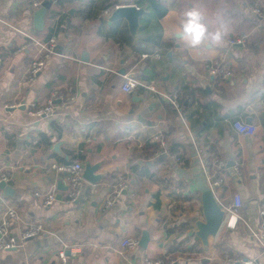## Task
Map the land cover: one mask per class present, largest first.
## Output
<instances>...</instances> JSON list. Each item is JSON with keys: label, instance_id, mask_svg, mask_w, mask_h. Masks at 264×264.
Returning <instances> with one entry per match:
<instances>
[{"label": "crops", "instance_id": "0c3cea01", "mask_svg": "<svg viewBox=\"0 0 264 264\" xmlns=\"http://www.w3.org/2000/svg\"><path fill=\"white\" fill-rule=\"evenodd\" d=\"M161 1L167 14L156 20L144 7L134 37L127 21L110 23L106 11L138 6L137 0H58L43 31L35 28L30 0H0V164L11 173L9 202L48 231L0 251V264H60L59 252L71 249L78 255L69 264H264V19L243 0ZM241 34L249 36L248 45L229 48ZM50 38L57 40L56 52L32 82L34 42ZM215 59L232 71L216 87L204 69ZM131 77L139 85L127 94L122 86ZM183 89L194 98L177 109L173 96ZM54 92L74 100L57 102L51 117L32 116L33 105L45 106ZM240 118L252 119L256 135L235 131ZM160 134L165 147L156 140ZM192 146L212 172L215 161L226 163L216 191L226 218L208 251L195 235L204 217L190 177ZM76 161L84 168L101 163L103 179L87 182L77 204H67L64 192L45 207L36 193H58L59 182L67 185L54 166ZM119 177L128 183L126 194L106 208ZM236 195L243 202L237 212ZM144 231L150 234L147 248L123 256L120 242H139Z\"/></svg>", "mask_w": 264, "mask_h": 264}, {"label": "built area", "instance_id": "2783aa9c", "mask_svg": "<svg viewBox=\"0 0 264 264\" xmlns=\"http://www.w3.org/2000/svg\"><path fill=\"white\" fill-rule=\"evenodd\" d=\"M251 1V3H250ZM32 8L34 10H39L43 7L44 3L48 2L51 5L56 4L58 0H30ZM247 8L251 10V13L257 18L264 19V4H261L253 0L244 1ZM112 11H106L107 14H111ZM249 43V36L247 34H241L237 37L228 41V46L231 49L237 47H246ZM37 47V57L33 60L29 68V80L34 82L39 73H41L49 60L54 56L57 49L56 38H50L48 41L34 42ZM154 57L159 59L160 54H154ZM204 69L208 73V76L212 78L213 85L216 87L222 82L227 81L232 77V71L229 63L225 60L215 59L205 63ZM139 85L136 78H127L122 86V91L127 94H132L137 86ZM148 89L151 92H156V88L153 85H149ZM178 93L173 96V104L178 109L180 104L177 101ZM74 98H66L60 92H54L45 106L33 107V111L30 114L35 117H51L54 115L58 105L64 106L67 103L73 102ZM233 128L241 136H254L258 131V127L254 124H248L244 119H238L233 123ZM158 142H161L165 147L166 143L163 135H158L156 137ZM203 157H201L202 159ZM176 161L179 162L180 158L177 157ZM205 161V160H204ZM203 165V173L205 174L210 187L213 189L214 193L222 186L223 180L221 178L222 172L226 169V163L223 161H215V171L212 172L209 166H206V161ZM208 165V164H207ZM241 161L238 160L234 166L235 170L240 173ZM59 172L66 173L67 177V195L65 202L67 204H77L81 200L83 191L86 187V180L84 179V165L81 162H73L66 165L54 166ZM11 180V173L7 171V168L0 164V183H9ZM128 188V183L119 177L113 186L112 194L106 203V208L112 207L116 201L122 196L123 191ZM37 197L43 199V204L45 207H49L58 201L57 191H51L44 195L36 193ZM0 205L2 211L0 212V251H10L22 247L28 240L40 238L43 234L48 233L47 228L37 222H32L24 218L17 210V208L9 202L8 196L0 189ZM243 206L242 197L236 195L234 197V203L232 206L233 211L237 212ZM259 215L261 218V225L263 227L262 233L259 235V240L264 248V200L260 205ZM139 246L138 240L126 237L120 242L121 254L123 256H132L136 253ZM76 248V247H75ZM78 255L77 249H71L70 254L67 255L66 251L62 250L58 254V259L60 264H69L70 261L76 258ZM231 262H235L232 259H228ZM237 261V260H236ZM144 264H167L164 260L151 261L146 259ZM172 264V263H170ZM244 264H254L253 262H245Z\"/></svg>", "mask_w": 264, "mask_h": 264}, {"label": "water", "instance_id": "95a60500", "mask_svg": "<svg viewBox=\"0 0 264 264\" xmlns=\"http://www.w3.org/2000/svg\"><path fill=\"white\" fill-rule=\"evenodd\" d=\"M51 4L46 2L43 7L34 13V25L35 28L39 31H43L46 24V17ZM147 9L144 7H138L137 5H125L117 7L110 16L108 17V21L110 23L125 20L128 23L129 30L132 36L137 37L138 31L140 29L141 20L146 16ZM179 47V45H177ZM83 61L88 60L87 53L83 54ZM124 75H126L125 71ZM21 109L25 108V105L20 106ZM248 124H253L252 119L247 121ZM58 145L55 146L57 148ZM193 161L191 165V173L190 177L195 183L196 191L200 194L201 204H202V213L204 219L196 222V232L195 235L201 240L205 251L209 250L210 239L217 237L219 234L226 218V211L223 206L219 203L216 194L213 189L210 187L207 178L202 170V164L205 162L201 160L197 149L195 146H192V154ZM173 167L176 163L173 161L171 164ZM101 163H87L84 168V179L91 185H96L103 179V175L97 174L99 169L101 168ZM233 167L232 164L228 166V168ZM66 176V173H63ZM0 189L7 196H11L13 193L12 187L2 182L0 183ZM57 199L61 201L63 198V193L68 190L67 185L65 186L63 182L58 183L57 187ZM123 194H126V190L123 191ZM150 241V234L148 231H144L143 235L139 241V246L142 249H146L148 243ZM67 255L70 254V251L66 252Z\"/></svg>", "mask_w": 264, "mask_h": 264}, {"label": "trees", "instance_id": "16d2710c", "mask_svg": "<svg viewBox=\"0 0 264 264\" xmlns=\"http://www.w3.org/2000/svg\"><path fill=\"white\" fill-rule=\"evenodd\" d=\"M137 4L140 7H147L149 10H151V17H155L156 20L163 19L167 14V7L161 0H137ZM193 96L194 95L192 93H189L187 89H183V91H179L177 101L182 107L186 102L191 101L192 98H194Z\"/></svg>", "mask_w": 264, "mask_h": 264}, {"label": "rangeland", "instance_id": "374dc122", "mask_svg": "<svg viewBox=\"0 0 264 264\" xmlns=\"http://www.w3.org/2000/svg\"><path fill=\"white\" fill-rule=\"evenodd\" d=\"M243 1H245V0H243ZM250 3H251V1H250ZM164 262H166V261H164ZM167 263V262H166Z\"/></svg>", "mask_w": 264, "mask_h": 264}]
</instances>
